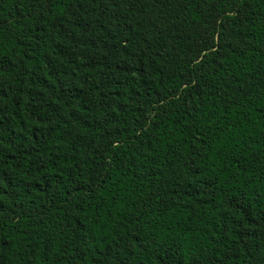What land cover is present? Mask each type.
Instances as JSON below:
<instances>
[{"label": "trees", "instance_id": "obj_1", "mask_svg": "<svg viewBox=\"0 0 264 264\" xmlns=\"http://www.w3.org/2000/svg\"><path fill=\"white\" fill-rule=\"evenodd\" d=\"M264 0H0V264H264Z\"/></svg>", "mask_w": 264, "mask_h": 264}, {"label": "clouds", "instance_id": "obj_2", "mask_svg": "<svg viewBox=\"0 0 264 264\" xmlns=\"http://www.w3.org/2000/svg\"><path fill=\"white\" fill-rule=\"evenodd\" d=\"M262 256H264V251H261V253H260Z\"/></svg>", "mask_w": 264, "mask_h": 264}]
</instances>
